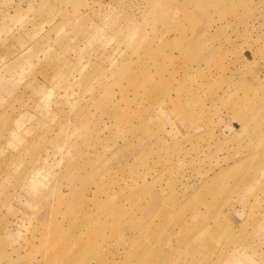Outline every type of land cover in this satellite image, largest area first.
<instances>
[{
	"label": "rangeland",
	"instance_id": "rangeland-1",
	"mask_svg": "<svg viewBox=\"0 0 264 264\" xmlns=\"http://www.w3.org/2000/svg\"><path fill=\"white\" fill-rule=\"evenodd\" d=\"M0 264H264V0H0Z\"/></svg>",
	"mask_w": 264,
	"mask_h": 264
}]
</instances>
